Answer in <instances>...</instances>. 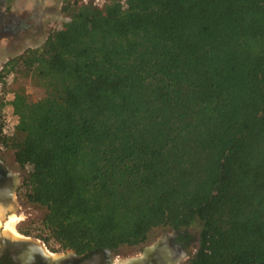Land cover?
<instances>
[{
    "label": "trees",
    "instance_id": "1",
    "mask_svg": "<svg viewBox=\"0 0 264 264\" xmlns=\"http://www.w3.org/2000/svg\"><path fill=\"white\" fill-rule=\"evenodd\" d=\"M0 92L33 234L82 253L198 227L185 264H264V0H61ZM17 117L4 123V109Z\"/></svg>",
    "mask_w": 264,
    "mask_h": 264
},
{
    "label": "flooded vegetation",
    "instance_id": "2",
    "mask_svg": "<svg viewBox=\"0 0 264 264\" xmlns=\"http://www.w3.org/2000/svg\"><path fill=\"white\" fill-rule=\"evenodd\" d=\"M9 20L7 12L0 8V41L12 33ZM22 170L0 138V264H177L191 257L198 248L199 238L188 232L187 227L167 228L168 233L153 241L148 240V235L140 246H125L134 254L125 259L119 249L122 246L77 253L71 249H53L19 229L14 236L4 231L3 221L11 213L18 214L15 210L21 197Z\"/></svg>",
    "mask_w": 264,
    "mask_h": 264
},
{
    "label": "rangeland",
    "instance_id": "3",
    "mask_svg": "<svg viewBox=\"0 0 264 264\" xmlns=\"http://www.w3.org/2000/svg\"><path fill=\"white\" fill-rule=\"evenodd\" d=\"M60 4L61 0H0V8L7 12V16L10 18V28L12 29L11 35L6 40L0 41V66L5 60L25 48L38 46L50 30L56 29L66 20L59 11ZM5 81L7 82L5 89L0 90L4 94V99L12 98L14 93L20 90L21 87L30 99H37L42 95L41 88L34 86L27 78L20 75L15 79L6 76ZM3 116L6 126L14 129L18 120L17 117L8 108L4 109ZM21 173L23 175L24 170ZM15 213L18 214L11 213V216L3 221L4 231L14 236H16L18 229L22 231L27 228L29 230L34 228L39 221L42 210L36 205L23 201L20 197ZM7 223L13 226L16 233L7 228ZM187 231L198 237L197 226H189ZM165 233H168L167 227L152 229L148 234V240L153 241ZM30 235L34 237L33 234ZM49 246L53 247L51 244ZM119 249H121L124 259L134 255L130 253V248L122 246ZM187 259H181L177 264H185Z\"/></svg>",
    "mask_w": 264,
    "mask_h": 264
},
{
    "label": "built area",
    "instance_id": "4",
    "mask_svg": "<svg viewBox=\"0 0 264 264\" xmlns=\"http://www.w3.org/2000/svg\"><path fill=\"white\" fill-rule=\"evenodd\" d=\"M103 0H79L80 3L82 4H99L101 3ZM6 126V124H5ZM7 127V126H6ZM8 128V127H7ZM10 129V128H8ZM12 130V129H11Z\"/></svg>",
    "mask_w": 264,
    "mask_h": 264
},
{
    "label": "bare ground",
    "instance_id": "5",
    "mask_svg": "<svg viewBox=\"0 0 264 264\" xmlns=\"http://www.w3.org/2000/svg\"><path fill=\"white\" fill-rule=\"evenodd\" d=\"M6 226H7V228H8L9 230H11V231H13L14 233H16L15 230H14V228H13V226H12L10 223H7Z\"/></svg>",
    "mask_w": 264,
    "mask_h": 264
}]
</instances>
